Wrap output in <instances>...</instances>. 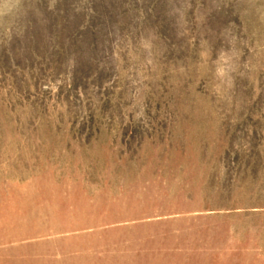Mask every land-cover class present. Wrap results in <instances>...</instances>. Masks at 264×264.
Here are the masks:
<instances>
[{
    "label": "rangeland",
    "instance_id": "1",
    "mask_svg": "<svg viewBox=\"0 0 264 264\" xmlns=\"http://www.w3.org/2000/svg\"><path fill=\"white\" fill-rule=\"evenodd\" d=\"M0 264H264V0H0Z\"/></svg>",
    "mask_w": 264,
    "mask_h": 264
}]
</instances>
